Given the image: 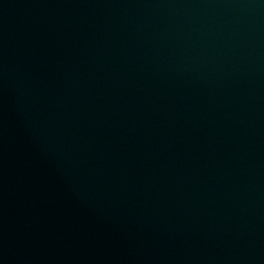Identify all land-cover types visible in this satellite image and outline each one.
<instances>
[{"label":"water","instance_id":"water-1","mask_svg":"<svg viewBox=\"0 0 264 264\" xmlns=\"http://www.w3.org/2000/svg\"><path fill=\"white\" fill-rule=\"evenodd\" d=\"M0 264H264V0H0Z\"/></svg>","mask_w":264,"mask_h":264}]
</instances>
